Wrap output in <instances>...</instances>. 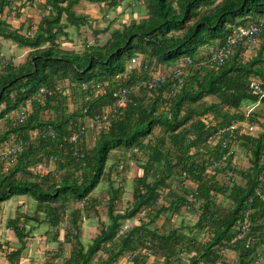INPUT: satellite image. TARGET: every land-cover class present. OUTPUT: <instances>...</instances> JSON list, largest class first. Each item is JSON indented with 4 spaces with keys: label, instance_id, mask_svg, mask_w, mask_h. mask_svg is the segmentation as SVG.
I'll return each mask as SVG.
<instances>
[{
    "label": "trees",
    "instance_id": "trees-1",
    "mask_svg": "<svg viewBox=\"0 0 264 264\" xmlns=\"http://www.w3.org/2000/svg\"><path fill=\"white\" fill-rule=\"evenodd\" d=\"M81 2L100 5L101 23L77 12ZM11 3L0 0V37L28 53L0 72V148L22 144L0 160V204L26 197L34 206L5 222L18 241L3 249L6 264H20L33 224L49 226L36 264H213L223 249L235 255L225 264H264V96L250 89L264 93V0H27L41 11L30 34L1 18ZM111 12L127 22L112 27ZM249 24L260 26L252 53L239 45L212 62L211 51ZM134 56L140 70L116 80ZM184 59L177 93L171 78L144 85L153 68ZM120 87L131 88L127 107L88 127ZM245 213L250 229L234 240ZM91 219L97 232L84 243Z\"/></svg>",
    "mask_w": 264,
    "mask_h": 264
},
{
    "label": "built area",
    "instance_id": "built-area-1",
    "mask_svg": "<svg viewBox=\"0 0 264 264\" xmlns=\"http://www.w3.org/2000/svg\"><path fill=\"white\" fill-rule=\"evenodd\" d=\"M33 30V28H30L26 31L27 34H30ZM260 33V26L257 24H249L244 27H236L233 29L232 33L228 36L224 46L221 48L211 51L210 59L212 62H215L217 64L224 63L232 53L233 48L239 45H243L246 48V54H251L253 51L254 46L258 42V36ZM188 64V60H180L175 65L169 66V67H156L150 70V80L148 82H145L144 85L147 86L149 89L155 88L157 85H160L165 82L168 78L173 81L171 84L172 93L175 94L179 91V88L183 84L184 79V73H185V66ZM9 65V60L5 58L3 53H0V72L5 69ZM140 58L138 56H134L130 59V62L127 64L126 72L117 76L116 80H127L128 76L132 72H137L140 70ZM97 88H100V85L96 86ZM83 90H87L88 86L83 84L82 85ZM250 89L252 90V93L259 96H264V93L259 89L257 83H252L250 86ZM59 91V87H55L54 89H48V88H41L40 93L46 94V95H53L56 92ZM130 94H131V88L128 87H120L116 89L112 93V104L104 109V111L98 115H95L90 121L89 126L91 129H97L100 130L103 125L109 124L110 122V116L112 113L123 110L127 107V105L130 102ZM248 112L253 109L252 106L248 107ZM25 115L24 110H21L17 112L16 118L21 119ZM83 129H81L80 132L74 131L72 132L68 137L69 143H76L80 135L83 132ZM249 131H253V128H249ZM256 130V128H255ZM22 149L21 143H12L7 145L6 147L0 148V160H6L10 156H13L17 153H19ZM36 172L46 174L47 170L46 167L43 165H38L36 167ZM262 182H264V177L262 178ZM259 189H262V185L259 186ZM163 199L160 198L159 201L161 202ZM146 210L141 212V214L134 220V222L126 221L125 224H123L120 229L117 232V237H121L124 235V233L131 229L136 221H139L143 218H145ZM250 229V222L248 213H245V215L242 217L241 221L238 223V229L237 234L235 236L234 240H241L249 231ZM227 250H221L220 256L217 260L214 261L213 264H225L227 261ZM150 259L153 260L151 255L147 254ZM132 259V257H128L122 259L118 264H129V261ZM129 260V261H128ZM185 263L188 264V260H185ZM175 264H184L183 262H178Z\"/></svg>",
    "mask_w": 264,
    "mask_h": 264
},
{
    "label": "crops",
    "instance_id": "crops-1",
    "mask_svg": "<svg viewBox=\"0 0 264 264\" xmlns=\"http://www.w3.org/2000/svg\"><path fill=\"white\" fill-rule=\"evenodd\" d=\"M12 3L9 7L4 9L2 19H5L6 22L11 26L14 30H20L22 33L26 32L30 28H33L35 31L37 28V24L40 20V9L37 6H30L27 3V0H10ZM93 18V17H92ZM6 47V50H5ZM0 53H3L6 59L16 58L20 59L23 57V50L17 48L13 43L9 41H5L0 37ZM24 58V57H23ZM15 59V60H16ZM22 62V61H21ZM20 63V62H19ZM15 64H18L15 62ZM131 198V197H130ZM14 200V199H13ZM11 200V201H13ZM10 203V202H9ZM9 203H1L0 204V264H6L5 257L3 255V249L6 244L10 247L18 244L17 238L5 227L6 220L13 216L16 213L17 208L22 205L24 206V210H32L34 203L32 201L27 200L26 197H19L17 201L13 204ZM96 221L91 219L85 222L84 230L85 237L86 236H94L97 232V224L92 223ZM180 221L174 218L173 222ZM163 221L160 220L159 224ZM30 227H34L31 239L29 243H27V250L23 253V258L20 264H36L38 259L42 257V251L38 247L42 240L45 237V233L49 230L48 225H39L33 224ZM227 256L234 259L235 255L232 251H228ZM42 260V259H41ZM152 262V259H149Z\"/></svg>",
    "mask_w": 264,
    "mask_h": 264
},
{
    "label": "rangeland",
    "instance_id": "rangeland-1",
    "mask_svg": "<svg viewBox=\"0 0 264 264\" xmlns=\"http://www.w3.org/2000/svg\"><path fill=\"white\" fill-rule=\"evenodd\" d=\"M76 10H77V12L78 13H80V14H86V15H89L90 17H93L95 20H98V22L99 23H101V21H102V13H101V11H100V5L99 4H93V3H87V2H81L78 6H77V8H76ZM110 19H113L114 17L116 18V19H114L113 21H112V27H114V28H121V23L122 22H124V21H126V19L128 18L126 15H120L119 17L115 14V13H113V12H111L110 14H109V16H108ZM127 22V21H126ZM95 27H96V24H95ZM89 37V38H88ZM84 38L85 37H82V42H84ZM101 39H102V42L103 41H105L106 40V36H101ZM92 36L89 34V32H88V35H87V37H86V40H85V42H86V44H88V43H92ZM85 42L84 43H82L81 44V46H83V47H77L76 48V50H82L84 47H85ZM5 50H6V47H5ZM21 51H22V49H21ZM27 53H28V50H23V57H21L20 59H16V58H11V61L15 64V62L16 63H19V62H21V61H24V59H25V57L27 56ZM16 59V60H15ZM88 142H89V144H92V142H93V139H88ZM239 157H241V156H239ZM103 193V191L102 190H100L99 192H98V195H101ZM14 199V200H13ZM13 199H11V200H13V201H11V200H9V201H5V202H3V203H9V204H13L15 201H17L18 199H19V197H15V198H13ZM105 209H103V208H101L100 209V213H101V215L103 216L105 213ZM191 218V220H193V223L195 222V216H191L190 217ZM91 238V236H86L84 239L82 238V240H83V242L84 243H87L86 241H88L89 239Z\"/></svg>",
    "mask_w": 264,
    "mask_h": 264
}]
</instances>
